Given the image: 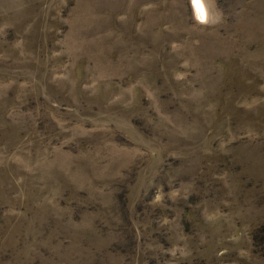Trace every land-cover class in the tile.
<instances>
[{"label": "rangeland", "instance_id": "374dc122", "mask_svg": "<svg viewBox=\"0 0 264 264\" xmlns=\"http://www.w3.org/2000/svg\"><path fill=\"white\" fill-rule=\"evenodd\" d=\"M0 0V264H264V0Z\"/></svg>", "mask_w": 264, "mask_h": 264}, {"label": "clouds", "instance_id": "9594fccd", "mask_svg": "<svg viewBox=\"0 0 264 264\" xmlns=\"http://www.w3.org/2000/svg\"><path fill=\"white\" fill-rule=\"evenodd\" d=\"M193 5L196 10L195 19L199 24H205L208 22L204 5L201 3V0H193Z\"/></svg>", "mask_w": 264, "mask_h": 264}, {"label": "bare ground", "instance_id": "6f19581e", "mask_svg": "<svg viewBox=\"0 0 264 264\" xmlns=\"http://www.w3.org/2000/svg\"><path fill=\"white\" fill-rule=\"evenodd\" d=\"M206 14V13H205Z\"/></svg>", "mask_w": 264, "mask_h": 264}]
</instances>
